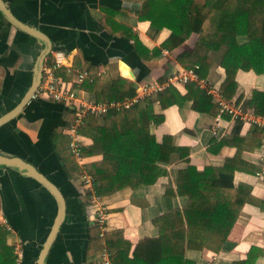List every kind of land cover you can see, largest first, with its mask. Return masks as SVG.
Here are the masks:
<instances>
[{"label": "crops", "instance_id": "1", "mask_svg": "<svg viewBox=\"0 0 264 264\" xmlns=\"http://www.w3.org/2000/svg\"><path fill=\"white\" fill-rule=\"evenodd\" d=\"M148 1L0 0L24 25L23 29L17 27L0 7L2 256L4 248L10 247L17 261L15 247H21L24 264H100L107 250L105 243H100L104 238L96 217L104 210L108 215L107 233L122 232L132 246L129 255L120 251V264H148L134 259L133 251L144 239L160 237L155 220L186 207L188 199L177 194L179 172L187 169L192 181H219L221 168L237 154L235 145L220 147V142L237 135L247 140L240 144L244 146L242 162H238L241 169L235 172L234 183L247 188L251 203L218 201L212 225L227 232L219 251L188 250L184 258H164L157 264H182L184 260L206 264L213 257L217 264H235L247 261L250 255L255 264H264V164L259 163V158L264 157V139L260 142L259 137L253 136L255 126L226 115L223 135L217 138L212 126L218 115L200 114L188 102L166 110L156 102L154 111L164 115L165 121L152 126V134L159 143L171 136L175 147L189 153L188 160L177 155L171 164L161 167L163 173L155 184L138 190L125 188L105 197L95 195L98 200L93 204L84 196L81 173L74 172L75 163L79 168L80 165L69 148L68 130L75 119L73 107L45 98L30 99L35 86L42 82L44 70L54 63L53 51L65 53L72 71L67 74L62 69L56 74L73 79L76 72L88 71L103 83V102L117 95L120 78L133 81L138 91L147 83L167 81L175 72L188 69L177 61V54L191 51L198 36L193 35L173 52L162 48L172 31L167 27L158 29L140 18ZM151 1L162 9L171 0ZM247 21V15L236 21L241 44L248 40ZM226 50L224 46L209 53L213 63L203 78L218 91L227 78L222 66ZM235 84L232 88L236 90L229 100L243 105L245 110L253 109L255 94H264V65L260 74L239 70ZM174 88L186 95L185 86ZM83 91L95 101L92 93ZM259 99L261 102L263 98ZM82 141L84 146L93 143L84 136ZM256 144L260 147L251 149ZM101 159L86 157L85 165ZM29 167L47 184L34 176Z\"/></svg>", "mask_w": 264, "mask_h": 264}, {"label": "trees", "instance_id": "2", "mask_svg": "<svg viewBox=\"0 0 264 264\" xmlns=\"http://www.w3.org/2000/svg\"><path fill=\"white\" fill-rule=\"evenodd\" d=\"M156 4L148 1L140 18L150 21L158 29L167 27L172 31L162 45V48L172 52L197 35L194 48L178 53L177 61L186 68L199 65L201 78L207 75L213 63L209 53L227 47L222 59L227 78L221 89L227 99L236 90L232 86L236 85L239 70L255 71L257 74L263 72L264 0H171L162 9H158ZM242 15L248 17V40L245 44L238 40L236 25L237 18ZM98 81L92 76L85 81L82 89L92 93L95 101L103 102V83ZM119 84V91L111 100L125 102L137 96V87L133 81L120 78ZM185 89L187 92L184 96L178 89L169 87L159 93L156 100L146 98L130 108L111 110L102 118L93 115L85 118L79 133L90 138L93 143L84 146L83 156L102 158L87 166L94 180L93 190L97 197L109 196L125 188L138 190L153 185L163 173L161 167L171 164L175 156L188 160L189 153L185 154L175 147L171 136H165L159 143L151 132L152 126L161 125L165 121L164 115L154 111L156 102H159L163 110L172 106L183 107L188 102L200 114L218 115V105L196 83L185 85ZM260 96L263 98L261 102ZM254 101L255 113L264 116V94H255ZM253 132V136L259 137L260 142L264 139V128L255 127ZM246 140L236 135L232 140L223 139L220 142V147L235 145L237 154L225 162L217 182L203 179L192 181L187 169L179 172L177 194L188 199L186 207L183 210L175 209L155 220L160 237L146 238L139 242L133 251L134 259L157 264L164 258H184L188 250H220L227 239V232L214 227L211 221L218 201H233L241 205L251 203L247 188L241 185L237 187L234 183L235 172L241 169L238 162H242L244 146L240 144ZM256 147L260 146L256 144L251 149ZM74 172L81 173L76 163ZM100 243H105L104 247L113 264H120V251L124 250L129 255L132 247L120 231L106 233ZM1 252L0 246V264H16L12 248L5 247L3 256ZM182 264L194 263L184 260ZM235 264H255V258L250 255L247 261Z\"/></svg>", "mask_w": 264, "mask_h": 264}, {"label": "built area", "instance_id": "3", "mask_svg": "<svg viewBox=\"0 0 264 264\" xmlns=\"http://www.w3.org/2000/svg\"><path fill=\"white\" fill-rule=\"evenodd\" d=\"M52 56L54 58V63L44 70L42 82L37 91L33 94L32 100L45 98L73 107L75 119L68 130V134L71 137L69 148L80 165V177L85 191L84 196L89 203L95 204L98 199L93 192V177L88 173L85 165V157L83 156L84 144L82 136L79 133L88 115L102 118L111 110L119 111L122 108H130L138 101L152 98V96L158 95L169 87H179L189 83H196L212 98L213 102L218 105L220 109L215 123L212 126V133L215 137H222V122L226 115L231 116L233 120H239L241 123L264 128V116L257 115L254 108L245 110L243 105L237 106L231 100L227 99L221 91L215 90L209 86L207 81L199 75V65L175 72L170 75L164 83L154 81L141 86L138 88L137 96L132 100L127 99L125 102H116L114 100L96 102L90 100L82 89L85 81L91 78L90 73L88 71H78L74 74L73 79L67 78L66 74L64 76H58L56 72L62 69H66V73L70 74L72 72L69 70L71 67L67 63V56L64 52L53 51ZM259 163L264 164V157L259 158ZM107 216V212L100 210L96 217V225L100 229L101 238H104L107 233ZM15 254L17 256L16 264H24V252L21 247H15ZM100 264H112L107 251L103 253L102 262ZM206 264H217L216 257H213Z\"/></svg>", "mask_w": 264, "mask_h": 264}, {"label": "water", "instance_id": "4", "mask_svg": "<svg viewBox=\"0 0 264 264\" xmlns=\"http://www.w3.org/2000/svg\"><path fill=\"white\" fill-rule=\"evenodd\" d=\"M0 7H1L2 11L5 13L6 17L9 18V20H11V22H12L13 24H15L17 27L23 29V26H24V25L21 24L20 22H18V21L12 16V14L9 12L8 8L6 7V5H4L2 2H0ZM48 50L51 51L50 49H48ZM48 50H47V51H48ZM49 51H48V52H49ZM48 52L45 54V57H44V58L47 57ZM133 75H134V74H133ZM40 84H41V83H40ZM40 84H38L37 86H35V88H34L32 94H31L30 99H32L33 94L37 91V89L39 88ZM29 169L32 171V174H33L34 176H36L39 180H41V181H43L45 184H47V183L45 182L46 179H44L41 175H39V174L37 173V171H36L33 167H29ZM62 209H63V206H62ZM62 215H63V214H62ZM60 221H61V220H59V222H60ZM55 229H56V230H54V231H55V233H57V229H58V227H56ZM51 240H52V239H51Z\"/></svg>", "mask_w": 264, "mask_h": 264}]
</instances>
